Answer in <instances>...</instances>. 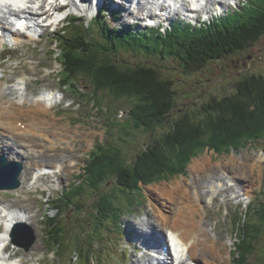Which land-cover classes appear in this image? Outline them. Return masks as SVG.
<instances>
[{"label": "rangeland", "instance_id": "374dc122", "mask_svg": "<svg viewBox=\"0 0 264 264\" xmlns=\"http://www.w3.org/2000/svg\"><path fill=\"white\" fill-rule=\"evenodd\" d=\"M248 1L250 0H247V2ZM240 5H237V7H241ZM234 8L235 7H230V9L233 10ZM109 12L111 13V11ZM119 14L120 16H118L115 20L116 22L110 23L128 25L129 23L136 24L137 22H141L145 26L151 25V22L146 20H142L134 16H127V12L125 11L122 12V14ZM83 15L84 14L80 12L77 14V17L82 18L83 22H86V26L89 24L93 25V21L90 20L91 16L85 15L87 17H83ZM137 15L141 16V12H137ZM209 16L210 15H206L204 13L201 17L202 19L207 20ZM187 20L184 22L190 24H194L193 22H196L194 20H192L193 22ZM197 22L199 23V21ZM53 33L54 31L51 29L50 32L43 37L44 41L39 44V49L30 50V52H34V54L30 52L24 53L26 51L23 50V48L31 46L32 42H34L33 46L37 45L35 41H30L31 44L28 46L14 48L20 51L17 54V51L15 50V52L9 53L8 57L12 56L14 58L13 62H11V66L16 67L18 73H23V70H25V72L29 74L23 75L22 79L26 77L29 80L28 87L30 91V99L38 98L39 96L35 97L34 95L44 89H59L65 92V96L70 104L69 107L73 106V110L60 111H56L57 107H55L51 113H49V119H47L55 124L51 126L52 132L42 131L40 134H47L48 136L50 135L53 137V133L60 131L63 132L65 131V127L68 128L69 126L68 132H66L68 136L77 138L79 136L80 138H84V140L79 138L81 141L77 140L67 144L64 143L60 146L61 143L67 141L63 140L62 142L60 141L57 146L53 145L50 148V151L47 147L50 143L43 141V139H39L35 142H29L32 148L36 145V143L39 144V154L40 151L41 153L44 150L49 151L52 160L59 159L60 156L62 157L63 155L68 156L69 160L64 166H62L63 173L52 178L53 181H50L47 184L40 183L38 185L39 187L35 188L31 194L23 195L25 199L24 202L28 201L29 207L33 210L31 213L34 217L31 218V221L36 229L38 239L32 249L28 252L23 250L24 253H22L19 247H15L17 249H13L12 251H19L20 255L26 256V264L29 263L30 259H33V255L37 256L31 264H83L82 259H77L78 255H76L78 251H82L81 247L79 246L77 250L73 243H76V241L77 244L84 242V246L89 241V238H86L88 232L86 233L84 231L85 228H83V224L86 223L85 216L87 215V217L90 218V214L94 213L95 205H92V200L95 197L96 191H92V193L87 194L86 197L84 196L82 198V203L85 206L81 207L82 209L80 210V213L83 214L81 218L79 217L78 212L76 213L75 211H69L65 218L60 217L61 224L58 227L60 228L65 226L64 231L66 232V235L73 238V242L69 243L68 248L65 250V255L62 258H57L53 254H50V239L53 235L51 233V223L48 225L46 216H52L57 213L54 208L52 209V202L57 198L59 192L63 191L65 188H69L71 184L79 179V174L89 158V152L94 148L93 143L95 141L93 140V143L88 142L90 141L89 137L92 135L91 138H95L96 142L102 140V144L105 142H112L122 147L123 149L121 150L124 152V161L134 158L135 153L138 152L140 148H144L147 140H152L154 137L158 138L171 131L174 123L181 119V117L185 114L186 116L190 115L191 117L200 116L203 114L204 105L212 102L214 99H220L229 94L235 93L239 82L251 77L252 75H264V36L252 46L233 55H226L221 60H215L207 65L202 71L192 73L190 75L179 72V65L175 61L169 60L162 62L161 60H157L155 58L143 57L145 60H148L150 64H155V62H157V67L164 75H170V72H173L174 76L171 78L175 80V89L177 91V106L175 110L162 125L157 124L156 130L151 133L145 130L135 129L131 123V118L128 117L130 113L129 111L124 115V117L121 116L120 111L118 112L116 109L109 110L108 108L107 111V107L110 103L113 104L116 102L114 101L115 97H113L111 93L110 95L104 93L100 94L101 97H104L105 102L96 101L95 104H93V88L89 85L90 82L88 80L78 79L80 82L79 86H81L80 90L88 92L83 95L81 93H74L70 89H66L61 86L58 77H64L63 75H67V72L66 70L62 72V66L58 62L54 61L55 57L52 54V51L56 49V47L50 45L52 41L51 43L47 42L48 38ZM14 54L22 55L20 58L15 60V57L13 56ZM124 56H128L131 62H137L139 60L134 54L126 53ZM34 57L36 58L33 59ZM32 68H34L35 73H32ZM13 72L14 70L11 68L9 73L13 75ZM10 77V83H12L13 80L19 79L16 74L14 75V78L12 76ZM2 82L3 84H9L7 80ZM48 91L49 90H44V92ZM55 95H57L58 99L61 101V95ZM115 105L116 107L121 108L122 104L117 102ZM25 111H23L24 114H27V116L30 117L31 115ZM35 117L39 118L41 120L40 122L43 121V116L36 115ZM108 122H110L111 126L110 133H107ZM76 129H81V131H76ZM258 137L256 139L247 138V141L242 142L238 147H233L230 151L226 150L218 152V150L213 151L207 148L203 151L204 145L202 144L195 147V155L187 161L188 165L183 173H174L176 164L173 163L167 173V178H162L161 180L147 185L142 184L141 190L138 191L135 198H132L134 197L132 194L128 196L130 200H135V209L132 213H127L122 217L119 226H114V224L110 222L105 223V227L102 230L103 236L100 237V241L102 242H97L94 251H98L97 253L100 255L101 251L106 250V255L111 261L113 257H116L119 260L124 261V263L119 261L122 264H135V261L133 263L135 252L136 256L134 260H136V258L143 253L137 252L140 245L137 241L135 242L136 239L133 234V232L135 233V229L132 228V226L135 223H139L143 221V219H146L151 213L155 217V220L161 221L158 218L161 214L160 210L154 209L153 207V204L158 201V188H163V186H168L174 182L191 184L195 181V178L199 180V183L203 184L207 179L206 186H208V183L212 181L216 182V178L220 179L225 172L230 176L228 180L231 178L235 180L236 176H242L243 178L239 179L237 183L245 187V192L250 190V192H248L250 196H243L244 198L241 197L240 199L229 202V204L225 203L230 201L229 199L226 201L224 200L223 196H225V193L221 194L222 196H218V198L214 200L215 202L211 203H207L206 200H208V197L206 195L203 196V201L199 202L200 207L205 208L206 205L209 206L205 212V220L209 224L210 229L217 227L219 232L223 235V240L227 245L226 252H224L226 259L225 264H235L238 261L239 249L236 250V245L234 243L237 242L238 238L243 235L244 232L246 234V240L249 238L251 243V249L250 247L248 249L250 253L247 255L246 264H264V162L259 164V166H256V169L249 166L250 163L251 165L255 164V160L257 159L263 158L264 160V133ZM21 142L24 145L26 144L24 139ZM202 157H211L214 166L208 168L206 172L203 171L202 174H195L192 166L195 164L197 159ZM52 160L50 162H52ZM180 162L181 160L176 161V163ZM51 168L53 169V174L56 172L58 173V169H56L55 165H52ZM215 173L217 174L213 176ZM32 175H34V173ZM210 175L211 177L208 178ZM115 184L114 179H110L106 187ZM192 187L198 189L196 183H194ZM238 189H240L238 185L230 187L231 192L232 190L237 191ZM4 193L7 194L8 192L5 191ZM18 194L19 193L13 192L11 198H7L4 195L2 196V199L11 200L10 202H12L13 200H16ZM16 206L29 211L27 208L19 206L18 204ZM251 206H254V208H251ZM172 208H174L173 205L171 206V209ZM253 210L256 211L252 212ZM83 211L86 212L83 213ZM246 212L248 215L246 214L245 217L242 213ZM241 215L243 216V219ZM235 217H237L238 220L241 217V227L239 225V221L236 220ZM110 227L114 229L113 232L109 230ZM164 232H166V230H164ZM103 239H105L104 243ZM112 241L114 244L112 246H108V243H112ZM119 243H122L123 245L119 246ZM86 247L89 246L87 245ZM122 247H126L127 251H123ZM246 249L247 248L244 244L242 251H246ZM74 259H77V261ZM105 259L107 258L104 254L102 262V256L100 255V264H111ZM94 261H97L96 257L94 258Z\"/></svg>", "mask_w": 264, "mask_h": 264}, {"label": "trees", "instance_id": "16d2710c", "mask_svg": "<svg viewBox=\"0 0 264 264\" xmlns=\"http://www.w3.org/2000/svg\"><path fill=\"white\" fill-rule=\"evenodd\" d=\"M93 23L90 27L74 23L73 30L63 37L68 73L63 83L72 80L71 86L82 92L74 81L88 80L98 101H104L100 94L111 93L115 103L131 107L130 118L135 129L152 133L175 110L177 91L171 78L174 73L164 75L157 62L150 64L143 57L175 61L183 74L200 72L211 62L238 53L264 36V0L244 2L234 12L214 17L201 26L176 22L166 32L157 29L134 32L130 27L110 23L106 15L98 16ZM126 53L134 54L139 60L131 62L124 56ZM115 103L110 104L109 110L117 108ZM263 133L264 75H252L238 83L235 93L204 105L202 115L185 114L171 131L147 140L134 158L124 161L122 147L112 142L102 144L87 167L84 192L90 186L97 191L92 200L94 213L90 218L86 215L83 224L86 233L87 226L93 225V233L88 236L91 241L85 248L88 251L79 253V257L89 260L88 255L103 236L106 222L118 224L125 214L133 211L136 203L128 198L130 194L135 198L142 184L167 178L173 163L174 173H183L187 161L195 155V147L202 144L203 151L206 148L230 151L247 138L256 139ZM178 160L181 162L176 163ZM110 179L116 184L106 187ZM52 226L57 227L55 222ZM244 244L246 251H242ZM249 247L248 238L240 245L243 259L237 264H246Z\"/></svg>", "mask_w": 264, "mask_h": 264}, {"label": "bare ground", "instance_id": "6f19581e", "mask_svg": "<svg viewBox=\"0 0 264 264\" xmlns=\"http://www.w3.org/2000/svg\"><path fill=\"white\" fill-rule=\"evenodd\" d=\"M9 1L12 4L7 5V9H4V6L0 4V30L4 31L0 34V153H7L10 158L21 160L25 163L26 168L21 177V188L13 191L14 193H19L16 200L12 202L4 201L2 197H0V262L3 261V242L6 241L12 226L20 222H31V218L34 217L31 211H22L15 208L17 204L19 206L24 204L25 199L23 194H31L35 188L39 187L38 185L40 183L46 184L47 180L55 177L52 171L36 173L35 166L48 165L49 163H43L42 160H44V156L37 154L35 150L30 149L24 152L19 142L13 137H9V134L20 132L26 134L28 142L37 141V133L40 128H42V125H48L47 122H49L50 126L55 124L49 120H47V122H40L41 120L35 116L40 115L49 119L48 117L51 109L60 103L58 96L55 95L59 94V92H52L51 90L48 92L43 91L36 99H30L28 87L29 80L26 78L23 81L10 83L11 77L8 75L7 66L1 60V51L6 48L7 42L10 43L11 48H20L30 45V41H43L38 35L27 33L26 31L22 33L20 29L16 28V23L20 19L25 18L28 26L36 22L35 25L38 27V23H40L39 19H35L36 17H31L29 14H36L37 16L40 15L43 17L47 12L34 11L32 13L27 9L30 8V6L21 9L23 5H26L23 1ZM108 1L110 0H89V2L83 3L80 8L85 9V7L89 5L92 10H97ZM111 1L116 8L125 9L126 12L132 15H136L137 12L140 11L141 16L138 15L140 19H151L159 23L172 16V13L167 9L168 5L163 1L157 3L156 0H139L136 6L133 4L130 5V2L133 0ZM227 2L228 0H206V2L200 5L199 8H196V10L189 8V3H180L178 5V12L187 17H192L200 13L209 14L216 8H225L224 5H228ZM157 4H159V6H156ZM11 16L13 17L12 20H10ZM48 26H50V24H48ZM52 26H54V24H52ZM13 32L16 33L17 36L14 40H11L8 36ZM43 32L45 34V30H43ZM3 77L9 82L8 85L3 84L1 80ZM21 110H27L25 112L31 116L25 115ZM68 128L65 127V131L61 133H54L55 135L50 137V139H48L49 137L47 135H44V137H46L52 145L54 144L57 146L60 141H69L67 137L72 138V136L66 134ZM21 129L23 130L21 131ZM46 129L47 128H45L44 131ZM73 139H77V137H73ZM78 141L81 140L79 139ZM51 147L52 146L48 148L49 151ZM68 160L69 157L63 155L62 157L60 156L59 159L52 160V165H55L56 169H58V173L62 174V166H64ZM262 162H264L263 158L257 159L255 160V164L251 165L250 163L249 166L256 169V166H259ZM212 166H214V163L211 157H202L195 161L192 168L195 174H202L203 171L206 172L208 168ZM39 167L42 168L41 166ZM33 173L35 174L32 175ZM216 174L217 173L213 174V176ZM229 177L230 176L224 172L220 179L216 178V182L212 181L208 183V186H206V182L205 184L199 183V180L195 178V181L191 184L174 182L168 186H163V188H158V201L153 204V207L154 209L160 210L161 214L158 218L161 221L155 220V217L151 213L146 219L132 226V228L135 229V233L137 231L136 234L133 232L136 239L135 241L142 247V249L137 252L143 253L134 260L135 264H161V261L158 260L159 258L154 255L155 247H158V253H160L158 256L167 262L169 259V264H225L226 259L224 252H226L227 245L223 240V235L219 232L217 227L214 229L209 228V224L205 220V212L209 206L206 205L205 208H202L199 202H202L203 196L206 195L208 197V200H206L207 203H211L223 193H225V201L228 199H239L246 189L243 185L237 182L230 183V181H238L243 177L236 176L235 180L232 178L228 180ZM194 183H196L198 189L192 187ZM237 185L240 189L237 191L232 190L231 192L230 187ZM248 192H250V190H247V193ZM2 194L3 193L0 192V195ZM172 205L174 208L171 209ZM164 230H166V232H164ZM175 241L178 243L177 249L173 248L172 251V245ZM166 246H168V249L165 252L164 248ZM7 257L12 260L10 264H26L27 261V257L20 255L19 251H8Z\"/></svg>", "mask_w": 264, "mask_h": 264}, {"label": "water", "instance_id": "95a60500", "mask_svg": "<svg viewBox=\"0 0 264 264\" xmlns=\"http://www.w3.org/2000/svg\"><path fill=\"white\" fill-rule=\"evenodd\" d=\"M21 167V166H20ZM20 172L16 169V164L8 161L0 162V190L2 189H15L20 187ZM36 237L27 244L21 243L27 249H30Z\"/></svg>", "mask_w": 264, "mask_h": 264}]
</instances>
